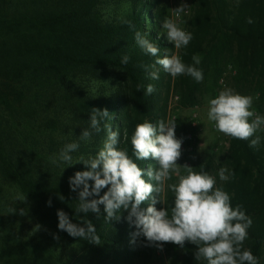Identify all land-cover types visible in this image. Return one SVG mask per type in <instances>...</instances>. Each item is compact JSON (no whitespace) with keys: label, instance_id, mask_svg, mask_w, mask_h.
Returning a JSON list of instances; mask_svg holds the SVG:
<instances>
[{"label":"trees","instance_id":"16d2710c","mask_svg":"<svg viewBox=\"0 0 264 264\" xmlns=\"http://www.w3.org/2000/svg\"><path fill=\"white\" fill-rule=\"evenodd\" d=\"M122 1L125 9L117 15L109 8L112 0H0V212L11 217L25 203L33 223L58 244L83 250L79 264H133L134 257L142 253L145 258L150 248L144 246L143 237L133 240L136 229L127 222L125 211L110 224L105 222L103 206L99 218L77 214L79 189L73 192L69 185L76 172L88 170L79 158L95 156L105 139L104 132L90 141L79 139L89 128L94 108L112 115V130L120 132L118 148L127 150L143 170L158 168L151 158L136 160L131 137L138 123L157 121V90L145 95L144 88L137 91V86L153 84L157 89L168 73L157 65L159 79L149 78L142 65L154 64L157 57L146 54L134 34L147 33L160 49V58L171 53L172 44L160 30L157 0L118 3ZM186 32L193 38L179 55L186 65H193L194 55L200 56L196 67L203 80L197 83L187 75L173 78L180 107L198 105L203 94L215 90L228 67L225 78L231 89L241 95L255 92L264 102V0H194ZM125 54L130 57L127 65L120 62ZM108 71L114 75L108 76ZM257 135L262 137L258 148L228 137L221 157L206 156L191 167L214 176L217 187L230 195L232 206H242L251 217L244 247L251 249L258 264H264V133ZM72 142L80 145L71 153L72 165L53 164L51 158ZM220 167L234 176L220 181ZM176 182V177L169 181ZM173 201L169 191L166 203L155 207L170 210ZM147 206L148 202L141 205ZM58 210L80 226L91 221L100 244L59 230ZM6 241L7 236L0 234V264H68L40 243ZM195 250L188 243L184 248L164 244L170 264H206L195 260Z\"/></svg>","mask_w":264,"mask_h":264},{"label":"clouds","instance_id":"9594fccd","mask_svg":"<svg viewBox=\"0 0 264 264\" xmlns=\"http://www.w3.org/2000/svg\"><path fill=\"white\" fill-rule=\"evenodd\" d=\"M187 8L186 3H181L171 9L174 18H165L162 23L167 41L178 50L187 47L193 38L190 32L180 27L184 23L180 17ZM134 39L146 54L157 57L154 64L142 65L150 79H159V65L172 78L187 75L197 83L202 82L203 72L196 67L201 63L199 55L192 57L193 65H186L178 54L160 58V49L148 39L147 33L135 31ZM129 60L125 54L120 62L127 65ZM141 88H144L145 95H152L156 90L153 84L138 85L137 91ZM253 103V96L225 88L208 101L207 119L219 133L249 141V147L258 148L262 137L257 133L264 132V116L255 111ZM112 119L107 109H92L89 128L79 136L80 140L90 141L94 134L105 133L102 147L95 156L79 158V164L88 170L78 171L69 179L71 191L79 189L77 214L93 213L99 218L100 206H103L105 222L110 224L125 211L127 222L136 229L133 240L143 237L146 241L144 246L162 250L166 243L180 248L188 243L195 246V260L206 261V264H258V258L251 249L244 247L249 238L248 229L253 223L251 217L246 215L242 206H232L230 195L222 186L217 187L216 178L203 168L197 172L193 167L178 165L183 141L175 135L176 119H161L155 124L146 120L136 125L131 137L136 160L151 158L158 165V168L149 166L146 171L128 156L127 150L118 148L120 132L112 130L109 123ZM79 147L78 142L64 145L58 157L51 158L52 163L72 165L71 153ZM217 175L220 181L227 182L234 172L220 167ZM174 176L177 182L169 183ZM105 188L107 190L101 195ZM169 191L174 194L173 206L170 210L167 207L157 210L155 205H164ZM145 202H148L146 209L141 207ZM48 206H51V201H48ZM56 215L59 230L79 240L100 244V237L91 221L86 220L80 226L72 223L62 210H58Z\"/></svg>","mask_w":264,"mask_h":264},{"label":"rangeland","instance_id":"374dc122","mask_svg":"<svg viewBox=\"0 0 264 264\" xmlns=\"http://www.w3.org/2000/svg\"><path fill=\"white\" fill-rule=\"evenodd\" d=\"M118 1L112 0V4L109 7L116 11L117 15L125 9L124 2L118 3ZM193 2L194 0H157L158 8L162 12V23L165 18H174L171 9L177 8L181 3H186L189 8L180 17V20L184 21V23L180 24V27L186 31ZM103 10L104 12L106 11L105 8ZM162 23L160 30L166 34L162 28ZM180 50L176 49L172 44V51L168 56L173 54L179 55ZM108 72L106 73L109 74L108 76L114 75L111 71ZM228 72L229 67L225 74H228ZM225 74L217 80L216 88L213 92L203 94L198 105L186 108L179 106L178 96L172 88L173 78L169 74H165L161 85L160 83L158 84L154 109L157 121L161 119L165 121L176 119L175 135L177 139H182L183 141L181 147L182 155L177 161L178 165L191 167L206 156L221 157L225 153L228 136L216 131L213 123L207 119L208 101L211 98H215L225 88H231L229 83H227ZM220 79H222V83H219ZM248 95L254 97L253 108L255 111L264 116V102L259 99L258 94L250 92ZM256 97L258 99H255ZM182 172H184L183 169L181 170ZM19 203L17 200L16 204L18 205ZM16 204L13 202L11 208ZM19 206V209L11 213V217L8 214L0 212V234L7 236V244L13 241L31 243L33 245L40 243L42 247L46 248V251H50L60 261L68 264H79L78 262L82 260V256L84 258L83 250L58 244L55 238L50 237L46 231L33 223L29 217V207L25 203H20ZM133 261V264H170L164 252V245L162 250L150 247L145 258L144 254L139 253L138 256L134 257Z\"/></svg>","mask_w":264,"mask_h":264},{"label":"built area","instance_id":"2783aa9c","mask_svg":"<svg viewBox=\"0 0 264 264\" xmlns=\"http://www.w3.org/2000/svg\"><path fill=\"white\" fill-rule=\"evenodd\" d=\"M186 11V10H185ZM219 83H222V79L219 80Z\"/></svg>","mask_w":264,"mask_h":264}]
</instances>
